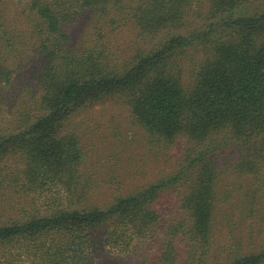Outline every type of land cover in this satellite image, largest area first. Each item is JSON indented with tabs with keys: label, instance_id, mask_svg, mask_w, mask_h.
Segmentation results:
<instances>
[{
	"label": "trees",
	"instance_id": "1",
	"mask_svg": "<svg viewBox=\"0 0 264 264\" xmlns=\"http://www.w3.org/2000/svg\"><path fill=\"white\" fill-rule=\"evenodd\" d=\"M148 256L264 264V0H0V264Z\"/></svg>",
	"mask_w": 264,
	"mask_h": 264
},
{
	"label": "rangeland",
	"instance_id": "2",
	"mask_svg": "<svg viewBox=\"0 0 264 264\" xmlns=\"http://www.w3.org/2000/svg\"><path fill=\"white\" fill-rule=\"evenodd\" d=\"M7 9H10L11 7H13V11H8L9 14H12V12L14 13L15 10V5L12 4H8L7 5ZM12 16L13 15H9ZM24 20H22V22L20 21H11L8 22V25H10V27H18V28H22L24 27ZM16 29V28H15ZM106 110H99L98 109V113L100 115H102V113H105ZM107 113L108 115L105 118H101V120L96 119L94 121H90V124L96 127H99L97 129V132L100 133L103 131L102 135H98L95 136L96 137V141H94L97 145V148L100 150H104L106 146L109 145V141L116 143L117 145H119L118 147L121 148V145H124V147L127 148H136V155L137 153L140 151H143L141 148L143 146V140H141L142 138V133L140 132V130H138L137 128H134V126L131 125V123H129V120L123 115H120L117 113L116 110L111 109V108H107ZM108 126H112L111 130L108 129ZM114 133V134H112ZM117 147V146H116ZM96 148V147H95ZM97 149V150H98ZM172 164V163H169ZM169 164L166 163V166H168ZM99 258V257H97ZM101 259L103 260L102 263L100 262L99 264H122L123 259H111L110 261L108 259H106V257H101ZM145 264H151L150 261V257L148 256V258H145ZM134 257L131 258L130 260L127 259V264L133 263L134 262ZM100 261V260H99Z\"/></svg>",
	"mask_w": 264,
	"mask_h": 264
}]
</instances>
